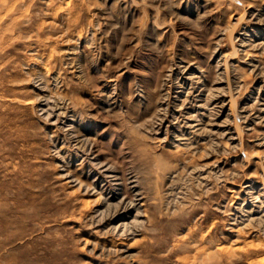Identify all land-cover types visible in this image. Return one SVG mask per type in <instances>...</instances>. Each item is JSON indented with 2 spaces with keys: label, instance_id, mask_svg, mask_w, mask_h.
I'll use <instances>...</instances> for the list:
<instances>
[{
  "label": "rangeland",
  "instance_id": "1",
  "mask_svg": "<svg viewBox=\"0 0 264 264\" xmlns=\"http://www.w3.org/2000/svg\"><path fill=\"white\" fill-rule=\"evenodd\" d=\"M0 264H264V0H0Z\"/></svg>",
  "mask_w": 264,
  "mask_h": 264
},
{
  "label": "bare ground",
  "instance_id": "2",
  "mask_svg": "<svg viewBox=\"0 0 264 264\" xmlns=\"http://www.w3.org/2000/svg\"><path fill=\"white\" fill-rule=\"evenodd\" d=\"M220 249V248H219Z\"/></svg>",
  "mask_w": 264,
  "mask_h": 264
}]
</instances>
